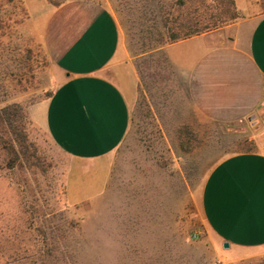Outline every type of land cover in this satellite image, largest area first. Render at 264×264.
Listing matches in <instances>:
<instances>
[{
    "label": "rangeland",
    "instance_id": "rangeland-1",
    "mask_svg": "<svg viewBox=\"0 0 264 264\" xmlns=\"http://www.w3.org/2000/svg\"><path fill=\"white\" fill-rule=\"evenodd\" d=\"M30 1L29 14L26 0H0V108H23L22 131L37 158L32 164L10 158L0 134V264H264V254L229 262L232 251L215 256L204 241L199 191L205 176L225 155L254 145L241 123L198 119L182 99L150 39L152 0H91L118 24L138 76V98L130 129L108 160L104 193L71 204L94 195L80 191L82 179L74 172L68 176L86 167L68 159L33 119L60 74L36 34L50 6ZM234 2L238 17L221 28L264 12V0ZM217 13L210 7L200 19ZM186 125L197 133L189 152L177 145L178 129Z\"/></svg>",
    "mask_w": 264,
    "mask_h": 264
},
{
    "label": "crops",
    "instance_id": "crops-1",
    "mask_svg": "<svg viewBox=\"0 0 264 264\" xmlns=\"http://www.w3.org/2000/svg\"><path fill=\"white\" fill-rule=\"evenodd\" d=\"M46 2L48 17L36 34L60 80L33 119L68 159L86 167L68 172L82 179V193L94 195L70 201L79 204L106 189L108 160L130 129L139 81L108 9L91 0ZM30 4L26 0L28 12ZM160 51L194 115L220 125L241 123L254 145L225 155L205 176L199 191L204 241L215 256L232 251L233 263L264 254V12ZM68 190L66 182L69 201Z\"/></svg>",
    "mask_w": 264,
    "mask_h": 264
},
{
    "label": "trees",
    "instance_id": "trees-1",
    "mask_svg": "<svg viewBox=\"0 0 264 264\" xmlns=\"http://www.w3.org/2000/svg\"><path fill=\"white\" fill-rule=\"evenodd\" d=\"M64 1L49 0V3L58 6ZM151 2L156 26L151 32L150 39L153 45L158 46L157 48L221 28L238 17L234 0H211L210 5L206 3V0H152ZM210 7L218 10V13L214 19H207L203 22L200 19V11H207ZM161 62L167 68L169 75H172V70L163 54H161ZM144 78L140 75L141 80ZM24 119H26V113L17 104L0 108V134H3L5 138L2 149L11 156L10 158L18 160L23 156L32 164V160H37V158L35 151H30L31 145L28 144L27 135L22 131L21 126ZM178 130V147L185 152L191 151L197 133L187 125ZM10 162L13 164V161Z\"/></svg>",
    "mask_w": 264,
    "mask_h": 264
},
{
    "label": "water",
    "instance_id": "water-1",
    "mask_svg": "<svg viewBox=\"0 0 264 264\" xmlns=\"http://www.w3.org/2000/svg\"><path fill=\"white\" fill-rule=\"evenodd\" d=\"M223 247H224V248H228V247H229V244H228V243H224V244H223Z\"/></svg>",
    "mask_w": 264,
    "mask_h": 264
}]
</instances>
